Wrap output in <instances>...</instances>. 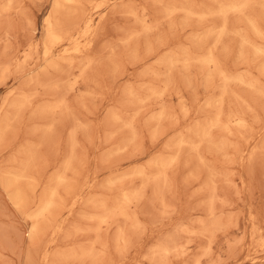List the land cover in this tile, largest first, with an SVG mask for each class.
I'll use <instances>...</instances> for the list:
<instances>
[{
    "label": "rangeland",
    "instance_id": "obj_1",
    "mask_svg": "<svg viewBox=\"0 0 264 264\" xmlns=\"http://www.w3.org/2000/svg\"><path fill=\"white\" fill-rule=\"evenodd\" d=\"M57 1L0 0V264H264V0H80L49 57Z\"/></svg>",
    "mask_w": 264,
    "mask_h": 264
},
{
    "label": "bare ground",
    "instance_id": "obj_2",
    "mask_svg": "<svg viewBox=\"0 0 264 264\" xmlns=\"http://www.w3.org/2000/svg\"><path fill=\"white\" fill-rule=\"evenodd\" d=\"M107 1V0H106ZM92 3V2H91ZM111 3V2H110ZM113 3V2H112ZM107 4V3H106ZM70 5V6H76L77 8L79 7L80 9L83 10V15L82 16H78V18H76L73 22V24H71V27H65V26H58V23L55 22L54 17H49L46 21H45V26H46V34L48 36V45L45 48V55L49 56L50 54H54V48L55 46H58L59 44H71L73 42L77 43V40H84L83 38L88 39V37L92 36V33H94V15L97 12L98 8L97 6L94 9L89 10L88 8H86V4L81 2L80 0H58L57 1V5H56V12L61 11V9H63V7ZM88 5V4H87ZM91 5V4H90ZM89 5V6H90ZM92 6V5H91ZM107 7V6H106ZM100 9V6H99ZM102 12V11H101ZM81 13V14H82ZM55 16V15H54ZM57 16V15H56ZM59 19V18H58ZM57 19V20H58ZM56 20V21H57ZM69 25V24H68ZM99 31V30H98ZM95 35V34H94ZM46 36V38H47ZM93 38V36H92ZM82 42V41H79ZM75 43H73V45H75ZM86 43V42H85ZM84 43V44H85ZM90 44V43H89ZM88 44V46L90 47V45ZM92 44V43H91ZM87 45V44H86ZM78 46V44H77ZM76 46V47H77ZM87 46V47H88ZM71 51L73 49L74 46H71ZM83 47V45H82ZM85 47V45H84ZM63 48V47H62ZM75 48V47H74ZM80 47H78L79 49ZM64 49V48H63ZM66 49V48H65ZM70 49V46L69 48ZM78 49L75 48L74 51H76V53L78 52ZM91 49V48H90ZM57 50V49H56ZM62 50V49H61ZM67 50V49H66ZM65 50V52H66ZM60 51V50H58ZM63 52V53H65ZM70 51H68L69 53ZM62 53V54H63ZM67 53V52H66ZM66 53L64 55H66ZM75 52H71V54ZM82 53V52H81ZM57 55V54H56ZM77 55V54H76ZM68 56V55H67ZM78 56V55H77ZM50 57V56H49ZM58 58V57H57ZM27 203V202H26ZM73 211V210H72Z\"/></svg>",
    "mask_w": 264,
    "mask_h": 264
}]
</instances>
